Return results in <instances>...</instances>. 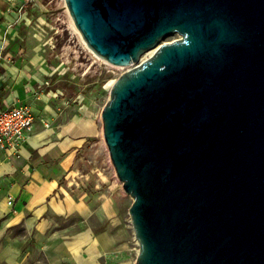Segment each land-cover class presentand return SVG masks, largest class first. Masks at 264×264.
<instances>
[{"label": "water", "instance_id": "obj_1", "mask_svg": "<svg viewBox=\"0 0 264 264\" xmlns=\"http://www.w3.org/2000/svg\"><path fill=\"white\" fill-rule=\"evenodd\" d=\"M64 1L87 47L130 68L101 120L136 264H264V0Z\"/></svg>", "mask_w": 264, "mask_h": 264}, {"label": "crops", "instance_id": "obj_2", "mask_svg": "<svg viewBox=\"0 0 264 264\" xmlns=\"http://www.w3.org/2000/svg\"><path fill=\"white\" fill-rule=\"evenodd\" d=\"M26 1L30 3L24 7ZM47 8L46 0H0V108L29 106L36 118L35 128L20 154L0 157L2 201L11 197L16 206V212L5 219L8 232L12 234L11 229L20 226L26 239L40 236V252L47 264H136L139 246L134 231L124 241H117L114 234L123 232L119 211L111 205L101 210L99 218L104 230L97 234L96 227L91 226L98 215L97 208L77 201L62 186V180L72 186L81 155L92 147L93 127L78 119L60 124L62 116L52 106L44 108L41 123L38 122L35 112L41 99H35L32 92L38 76L33 71L34 53L11 48L10 44L6 47L3 42L19 38L21 29L29 31L32 12L39 11L42 19ZM28 34L31 38V32ZM72 217L81 219L85 226L63 245L60 219ZM14 242L11 239L0 251V262L32 264V255L22 258Z\"/></svg>", "mask_w": 264, "mask_h": 264}, {"label": "rangeland", "instance_id": "obj_3", "mask_svg": "<svg viewBox=\"0 0 264 264\" xmlns=\"http://www.w3.org/2000/svg\"><path fill=\"white\" fill-rule=\"evenodd\" d=\"M46 2L48 11L42 19H39V11L32 12L29 31L21 29L19 38L4 39L3 42L6 47L10 44L11 48L30 49L34 53L32 59L36 66L33 71L38 76L32 91L33 97L40 87L44 91L35 112L38 122L41 123L44 108L52 106L62 116L60 124L78 119L87 127H93L95 136L91 141L92 147L81 155L78 171L71 180L72 186L67 180H62V186L77 201L83 200L92 209L97 208L96 220L91 221L97 234L104 230L99 218L101 210L106 205L116 208L123 220V232L114 234L117 241H124L130 238L133 231L129 215L133 199L124 192L123 184L111 163L103 141L101 112L110 99L112 85L127 72V68L110 65L87 47L74 26L64 0ZM180 38V35L174 34L162 39L160 44L172 43ZM31 74L29 72L28 76L32 79ZM15 207L10 208L7 200L2 201L0 191V251L14 239V245L20 250L22 258L31 254L32 264H47L40 252V236H28L26 239L20 226L12 228V234H9L5 219L16 212ZM84 226L78 217L60 219V241L63 245Z\"/></svg>", "mask_w": 264, "mask_h": 264}, {"label": "built area", "instance_id": "obj_4", "mask_svg": "<svg viewBox=\"0 0 264 264\" xmlns=\"http://www.w3.org/2000/svg\"><path fill=\"white\" fill-rule=\"evenodd\" d=\"M29 3L26 1L24 7ZM43 92V89L38 91L35 98L41 99ZM35 121L33 110L29 106L0 108V157L20 154L21 149L27 145L28 134L35 128ZM43 125L46 126L45 122ZM7 205L13 208L15 201L8 197Z\"/></svg>", "mask_w": 264, "mask_h": 264}, {"label": "bare ground", "instance_id": "obj_5", "mask_svg": "<svg viewBox=\"0 0 264 264\" xmlns=\"http://www.w3.org/2000/svg\"><path fill=\"white\" fill-rule=\"evenodd\" d=\"M158 48H159V47H158ZM158 48H157V49H158ZM157 49H154V50H152V51H150V52L144 54V55L142 56L140 62H143V61L149 59V58L155 53V51H157Z\"/></svg>", "mask_w": 264, "mask_h": 264}]
</instances>
